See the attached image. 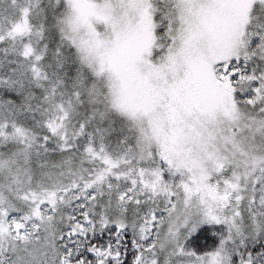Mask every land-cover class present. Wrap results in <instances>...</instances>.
Listing matches in <instances>:
<instances>
[{
    "label": "snow or ice",
    "instance_id": "obj_1",
    "mask_svg": "<svg viewBox=\"0 0 264 264\" xmlns=\"http://www.w3.org/2000/svg\"><path fill=\"white\" fill-rule=\"evenodd\" d=\"M0 264H264V0H0Z\"/></svg>",
    "mask_w": 264,
    "mask_h": 264
}]
</instances>
